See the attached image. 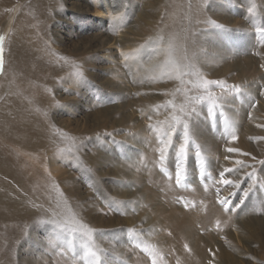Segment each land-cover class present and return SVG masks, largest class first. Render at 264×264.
<instances>
[{
  "label": "rangeland",
  "instance_id": "rangeland-1",
  "mask_svg": "<svg viewBox=\"0 0 264 264\" xmlns=\"http://www.w3.org/2000/svg\"><path fill=\"white\" fill-rule=\"evenodd\" d=\"M74 1L75 0H48V5L50 6V19L49 21L44 22V27L47 28L46 34H44L43 29H39L37 27L38 25H35L36 33L33 31V34L30 35V37L34 40L40 41L42 50L43 45L46 49H49L50 52L63 51L64 49H77L83 41V39L78 37L89 34L93 35L94 33H99L100 31L105 30L109 31L110 29L112 31V28H114L112 36L114 38L117 36V39L119 40L122 39L120 41V45L117 42L110 45V48H112L111 51H109L110 54H105L104 51H93L91 59L93 62H91L89 67L91 73V76H89L92 79L90 83L91 88L89 87V89H84L80 86L73 95L66 92L64 95L60 94V98L57 100L59 101V99H61L63 101L62 104L58 105V107L62 109V116H59L60 121H64L65 124L68 122L72 130L81 134V137H83L84 140L82 150L87 155V157H73L74 162L71 169L72 176L75 184L78 186V191L80 192L77 196L82 201L80 202L79 207H77L76 203H74L75 211L79 214V208L84 204V215L85 212H92L93 220L91 222L87 221L86 224L90 228L105 231V236L107 238L96 237L95 239L96 244H98L101 248L107 249L105 244L109 243V240L113 235L112 230L119 232L121 228L126 230L129 227H135L143 230L141 238L144 243L153 248L157 253L159 252L161 259L158 261V264H169L170 260H173L174 256L181 250H183V252H185L188 256L191 255L190 258L193 260L194 253L191 254L186 251L184 249V244L187 243L189 248H191L193 246L191 245V242H194L198 246L202 243L199 234H202L201 232L204 231V227L202 228V221L207 215V212L204 210L206 199H198V196L196 197V195L192 193V191L195 192L197 188H200L201 186L198 178L192 174L195 169V162L191 156L195 153V147L193 146L189 149L190 157L188 159V166L190 169V175L188 182L185 187H179L175 184L174 168L171 165H168L166 169L162 168L158 162V148L160 146L159 141L156 138L155 133L148 128V125L153 124L163 127L167 123L168 118L164 119V122H159L158 118L154 114V108L156 109V107L143 105V101L148 97L145 92L147 90H152L150 89V83L153 80V77L143 74L147 72V69H150V61H152L156 48L162 47V44H160V40L158 39L159 37H155L157 33L160 32L159 28L168 29L169 26L175 24L174 26H176L177 29V35L175 38L177 40L172 42L173 51L171 52V54L176 57L175 61L178 63H188V59H185V57H188L191 62L196 65L204 78L224 79L229 84H239L245 90V95L237 97L236 99L238 108L234 107L236 111L240 113V119L244 116L246 118L245 121L247 122L249 118H247L246 112L251 111L256 113L257 116L255 117H262L264 120V106L257 111L248 107V93L251 94V97L259 100L260 104H263L262 100H264V98L259 95V91L264 88V68L260 67L261 64H264L262 57L264 56V44L261 43V41L264 40V37L260 36L256 32L257 27H264V0H255L256 8L254 15L249 14L247 11V8L251 5L253 0H218L220 2L219 5H221L218 10V15L222 17L221 19L215 16L214 18H212L213 16L211 17L212 12H215V9H212V0H207V3H204V0H172L174 3L170 7L162 3L155 8V12L151 9L149 0H134V2L131 0H122L118 2L116 7L123 3L125 7L118 13L113 12L115 11L113 10L114 8L107 10V3L100 7L95 5V0H90V4H88L89 10L83 14L77 15L80 19L79 22L77 19L74 20L73 18L70 20L71 15L76 16L71 9ZM79 1L84 3V0ZM155 1L159 2V0ZM166 1L168 2L169 0ZM175 1H182L183 5L176 4ZM181 13L184 15V20L179 18ZM147 17L148 19H146ZM205 18H210L219 23L225 24L229 31L219 32L218 30L206 27L204 24L197 23L198 20H204ZM114 21L116 22V25ZM148 22H151L152 27L155 29L154 35L146 32V29L150 28ZM9 23L2 33L4 38L2 44H0L2 48L4 42L6 41L5 38L8 37V34L11 31V25H9ZM131 25H134L139 35L129 32L132 29L130 27ZM219 35H221V43L225 46L223 51H229L227 58H230L228 60L233 66L232 70L227 73L225 77L205 75L207 74V71H205L206 66L204 62L207 60V62H209L208 57H211L212 50V47L208 48L209 46L207 44L212 41H216ZM166 47H168V45ZM182 49H184V52ZM257 52L261 53V55H257ZM199 53L201 54L200 57H198ZM125 63L127 64V67L124 66ZM133 63L137 65H134ZM239 64L248 65V67L245 65L247 67L244 69V72L246 71L245 77H236L240 73V70L237 68ZM143 65L147 67L145 72L142 69H139L143 68ZM110 70H113V72ZM1 71L2 67H0V74ZM165 71H168L167 67L166 70L162 68L157 69V71L154 72L161 76V73ZM127 76L128 78H126ZM76 79H78L79 82L82 81V79L80 80V76H77ZM184 79L187 81L189 77H185ZM172 81L174 80L165 78L159 83L161 84V87L157 88L158 84L155 85L156 89L154 91V96L164 99L166 96L165 91L167 92V89H170L173 84ZM177 82L179 84L178 87H172L170 91L167 92L168 97L163 100L165 101V104H167L168 101H174L177 105H179V103L183 100V96L182 93L177 92L176 89L191 87L190 85H182L179 79ZM113 84L116 85V89L113 88ZM119 91L124 94L120 95L122 93ZM217 91L219 90L217 89ZM116 94H118L117 97ZM169 95L172 97L171 100H169ZM70 100H73V102L75 101L76 104L74 103L72 105ZM104 106L108 108L113 107L110 112V117L108 118L101 116V108L105 109ZM160 111H163L164 114L166 112L169 113L167 108ZM228 113L229 112L226 111L227 117L229 115ZM69 118L70 120H68ZM204 119L206 122H201L204 125L203 130L201 129L203 132L201 135H198L196 130V124L199 122H194L197 118L192 119V129L193 132H196H194V137L196 143L202 145V154L205 157H219V160L216 163L221 166H232L234 159H239L241 157L239 154H232L234 159L228 163L224 162V147L228 145H235L232 143L225 145V140H230V137H225L224 135L222 119L217 120L215 126H210L207 119L205 117ZM52 120L55 122V118H52ZM229 120L233 121L231 119ZM235 121H237L234 122V124H236V135L239 137L238 134L241 132L242 125L247 123L241 122L238 119ZM238 122L239 124L241 122L240 126ZM51 125L52 127L50 128H53L54 124ZM204 129L206 130L205 133ZM208 130L211 131L209 132ZM84 133L85 135H83ZM106 133H111V135H106ZM255 134L251 137L256 136ZM214 140L217 141L215 142ZM248 142L250 148L248 151H251L253 155H257L258 159L264 158L262 150L264 148V144L262 145L258 142L250 140ZM259 145L262 148H260ZM176 146L177 148L179 147V142H176ZM259 152H261V154H259ZM91 155H93L95 159L99 158L100 163L97 161L89 162V160L92 159L89 157ZM70 161L71 160H67L69 163L68 166H71ZM151 163H153L154 166L153 170H150L149 167ZM65 169L67 170L68 168ZM208 170L212 171L214 177L218 179V175L215 173L214 169L209 168ZM161 174H163V177ZM170 177H172V179H170ZM208 183L211 185L212 182L208 181ZM211 190L213 194L212 199L209 204L206 203V206H213L214 209H216L214 214L215 219L216 222H220L219 227H217V224L215 223L208 226L213 228L215 232L214 250H221L224 248V250H228L227 248L231 247V254L236 262L239 260L238 264H264V210H262V205L260 203V197L264 196V193H254L252 196L253 202L249 203L248 206L244 207L242 210L238 209V214H225L215 203L214 189ZM223 194L226 195L227 193ZM176 198H182L194 205L197 204V206L195 208H185L183 203H181L182 205L177 203V200H175ZM90 200L95 203H88ZM110 201L126 205V210L122 208V211H124L125 214H101L99 210L103 207L105 212H107V206ZM202 202H204V205L200 210V204ZM180 205L185 211L181 210L180 214L178 212L172 214L175 207H179ZM127 209L130 212L127 211ZM142 210H146L145 212L150 214L149 217L151 216V219H149V217L147 218L149 222L141 217V215L145 213ZM158 210H162V212L158 213ZM174 216L178 217V221L173 218ZM187 216L189 218L196 216V218L194 217L195 224L188 221L191 223V227L188 229L197 230L199 232L197 235H192V233L183 234L184 230L182 227L185 225H182L181 218H186ZM157 217L161 219L162 223H164L162 227L161 225L158 226ZM168 217H170V219L166 224L165 221ZM41 221L50 220L49 218H43L41 220L38 219L36 225L39 228L36 234H31V238L28 237L29 234L26 235V239L28 240L21 253L24 262L29 259L36 260L35 264H39L40 262H43L44 264H75L74 261L68 259L67 257H61L53 253L49 241L53 237L54 231L60 232L61 230L57 228L56 224L42 223ZM95 221H98L101 225L96 226ZM109 221H113L115 223V227H108L106 223H109ZM82 222L85 223L84 221ZM177 222L180 223L178 224V227ZM228 222L231 224L229 230L223 231L220 229L221 226ZM168 223L172 226L170 227ZM247 223H251V226L244 228L243 225H249ZM154 228L160 230V233L156 234V230ZM185 228L187 227L185 226ZM236 230L240 231L242 234V241L239 243L237 242L238 244L236 243L237 248L234 247L235 243H232L233 232H238ZM163 232L165 235L166 233H172L167 239H164L165 241L163 240L159 242V235L163 236ZM259 236H261V238ZM191 238L196 242L192 241ZM97 239L100 240V243ZM37 240L41 241V246L37 247V244L35 246L32 245L31 242ZM124 243H127V241L125 240ZM260 244H263V246H260ZM121 245L122 244H115L114 247H120ZM128 247L129 248L126 253L120 254L118 251L117 255L111 258V264H121L123 261H126L127 264H132L131 258L133 257L136 259L133 264H142L140 261L142 256L146 257L149 264H151V258L148 257L146 253L142 252L140 249L130 251L129 249L133 246L129 245ZM39 259L43 260L40 261Z\"/></svg>",
  "mask_w": 264,
  "mask_h": 264
},
{
  "label": "bare ground",
  "instance_id": "bare-ground-1",
  "mask_svg": "<svg viewBox=\"0 0 264 264\" xmlns=\"http://www.w3.org/2000/svg\"><path fill=\"white\" fill-rule=\"evenodd\" d=\"M119 1L122 0H95V5L102 7L104 6V4L107 3L108 4L107 5L108 7L106 6L107 10L110 8H114L113 10L115 11L113 12L118 13L119 11L123 10L122 8L125 7L124 3L116 7ZM131 1L134 2V0ZM149 1L153 12H155V8L162 3L164 5H168L169 7L174 3L172 0H169L168 2L166 0H159L160 3L156 2L155 0H149ZM83 2L84 3H81V1L79 0H75L73 2L71 9L72 12L76 14V16L71 15L70 20L71 18H73L74 20L77 19V21L79 22L80 19L77 15L83 14L89 10L88 4H90V0H84ZM212 2H213L212 9L214 8L215 12L211 11L212 12L211 17L213 16L212 18H214L215 16L221 19L222 17L218 15V10L221 7V5H219L220 2L218 0H212ZM175 3L179 5H183L182 1H178V2L175 1ZM49 8L50 6L48 5V0H0V36H2V33L6 29L5 27H7L8 23L11 21L10 22L11 24L9 23V25H11L10 28L11 31L8 34V37L5 36L7 39L5 38L6 41L3 44V50H4L3 65L0 74V264H35L36 260L27 259L26 262H24L21 253L23 251L24 245L28 240L26 239V235L29 234L28 237H30L31 234H36L39 228L36 225L38 219L39 220L43 218H49V220L55 219L57 221L67 223L69 224V226H72V221L74 219L82 220L85 223L87 221L91 222L93 220L91 211L85 212L87 218L84 215L83 213L84 204L79 208V214L75 211L74 203H76V206L79 207L80 202L82 201L77 196L80 194V192L78 191V186L75 184L72 176L71 169H72V164L74 162L73 157L75 156L87 157V155L82 150L83 148L82 144L84 143V140L83 137H81V134L76 133L75 130H72L68 122L67 124H65L64 121L63 122H61L62 120L60 121L59 116H62V112H61L62 109H60L58 105L62 104L63 101L61 99H59V101L57 100L58 98H60V94L64 95V93L66 92H68V94L73 95L74 92L80 86L83 87L84 89H89L92 80L90 78L91 73L89 67L91 62H93L91 61L93 51L95 52L104 51L105 54H110L109 51H111L112 49L110 48V45L114 44L115 42H117L120 45L121 44L120 41L122 39L119 40L117 39L118 38L117 36L116 38L112 36V34L114 33L112 32L114 28H112V31L110 29L109 31L105 30V31H100L99 33H94L93 35L89 34L78 37L83 39V41L81 42V45H79L77 49L73 48L72 50L64 49L63 51L50 52V50L46 49V47L43 45V50H42V45L40 41L34 40L32 37H30V35L33 34V31L36 33L35 25L36 26L38 25L37 27L39 29H43L44 34H46L47 28L44 27V22L49 21L50 19ZM179 18L181 20H184L183 13H181V16H179ZM146 19H148V17ZM148 25L150 26V28L146 29V32H149L150 34L154 35L155 29L152 27V23L148 22ZM174 25L169 26L168 29L159 28L160 32L157 33L155 37H159V38L164 37L163 42L160 41L162 47L160 48L157 47L156 50L154 51L155 54L153 55L152 61H150V69H147V72H145L147 67H145L144 65L143 68H139L140 70L142 69L145 72V74L142 73L143 75L153 77L152 78L153 80L151 79L152 81L150 83L151 86L150 89L152 90L151 91L147 90L145 92L147 94L146 96L148 97L143 101V105L156 107V109L154 108L155 110L154 114L158 118L159 122H164V119L168 118L170 113L166 112L164 114L163 111L160 110H163L165 107L158 108L157 106L165 105V101L163 100H165L168 97L167 92L170 91L172 87L176 88L179 85L177 82L178 79H173L174 81H172L173 83L172 86L170 87V89H167V92L165 91L166 96L164 99H161V97L159 98L154 96V91L156 89L155 85L158 84L157 88L161 87V84L159 83L166 78L165 77L161 79V76L157 75L156 72L154 71H157V69H162V68L166 70L167 63L176 60V57L173 56L171 53H169L167 51L168 47H166L169 41L173 42L177 40L175 38L177 35L176 32L177 29L176 26ZM130 27L132 29L129 32H131L132 34L135 33L137 35L138 32L136 31L134 25L133 26L131 25ZM207 45L209 46L208 48L212 47V50H211V57L210 58L208 57L209 62H207L208 60L204 62L206 66L205 71H207V74L205 75H211L214 77H225L227 73H229L232 70L233 66L231 62L228 60L230 58H227L229 55V51L228 52L223 51L225 46L223 43H221V35L218 36L216 41H212ZM182 50L184 52V49ZM200 55L201 54L199 53L198 57H200ZM262 57L264 60V56ZM245 65L239 64L237 68L240 70V73L236 77H240V76L245 77L246 71L244 72V69L248 67V65L247 67ZM111 72H113V70ZM77 76H80V80L82 79V81L79 82L78 79H76ZM126 78H128V76ZM115 87L116 85H114L113 88ZM123 94L124 93L120 95ZM117 96L118 94H116V97ZM261 97L264 98V96ZM171 99L172 97H170L169 95V100ZM262 102L264 104V100H262ZM70 103L73 105L75 101L73 102V100H70ZM263 104L258 105V107L255 110L256 111L259 110L261 107L264 106ZM104 108L105 109L101 108V112H100L101 116H103L104 118L110 117V112L112 111L113 107L108 108L104 106ZM228 112H229L228 117L229 119L233 120V122H237L235 121L237 119L240 120L241 122H246L245 121L246 118L244 116L240 119V113H238L235 108H233L231 111ZM255 116H257L256 113H253V117L255 119L254 120L249 119L246 122L247 124L242 125L241 132L240 133L238 132L239 139L232 143L236 147H239L241 151H248L250 149L248 145L249 143L248 138L253 136V134L256 133L255 134L256 136H264V128L256 127V124L262 123L264 122V120L262 119V117L260 118ZM52 118H55V122L52 120ZM194 118H197V120H194V122H199L196 124L197 134L201 135V133H203L201 129L203 130L204 128V125L201 122H206V120L204 119L202 114ZM68 120H70V118ZM241 122L240 124L238 122L239 126L241 125ZM51 124H54L53 128H50L52 127ZM235 125L236 124H234V126ZM205 131L206 130L204 129V133ZM85 133L83 135H85ZM262 150L264 154V148ZM261 152H259V154H261ZM89 157L92 158L89 160V162L97 161L100 163L99 158L95 159L93 155ZM240 157L241 158L239 159L245 158L242 156ZM67 160H71L70 161L71 166H68L69 163L67 162ZM149 167L150 170H153L154 169L153 163H151ZM65 168L68 169L66 170ZM163 174H161L162 177ZM192 193L196 195V197L198 196V199L201 200L206 199L207 204L210 203V200L212 199V195H213L211 189L207 192L203 191L202 185L200 186V188H197L195 192L192 191ZM175 200H177V198ZM88 203H95V202L90 200ZM206 203L205 205L204 202L200 204L201 205L200 210L204 205V210L207 212L206 217L202 221L203 222L202 228L204 227V231L202 232L200 231L202 234H199L202 243H200L198 246L194 242H191V245L193 246L190 248L191 249L190 253L191 254L194 253L193 260L192 258H190L191 255L188 256L185 252H183V250H181L179 252L177 251L178 253L176 255L174 254L175 256L173 260L169 259L170 260L169 264H197V263L209 264L210 261L211 264H238L239 260L236 262V260L233 258L231 254L232 251L231 247L227 248L228 250H224L225 248L221 250H214L215 232L213 228H210L208 226L211 225L212 223L216 224V219L214 215L216 209H214L213 206H209V205L206 206ZM181 205L179 207L176 206L175 209L172 211V214L175 212H178L180 214V211L183 210L182 209L183 207ZM196 206L197 204L191 208H195ZM128 209L127 211H129ZM157 212L161 213L162 210H158ZM56 213H59V215H56ZM149 215L150 214L145 212L143 213V215H141V217L146 219L147 222H149V220L147 219ZM150 217L149 219H151ZM194 217L196 218V216ZM194 217L189 218L187 216L186 218L185 217L181 218L182 225H185L187 227V228H185V226L182 227V229L184 230L183 234L192 233V235H197L199 233L197 230L195 231L194 229L192 230L188 229L189 227H191V223L189 222L195 224ZM173 218L177 220L178 217L174 216ZM157 219H158V226L161 225L162 227L164 223H162L161 219H159L158 217ZM169 219L170 217L166 219L165 221L166 224ZM95 222H96L95 223L96 226L101 225L98 221ZM178 224L180 223L177 222V227L179 226ZM247 224L249 225H243L244 228L251 226V223H247ZM106 225L108 227H115V223L113 221H109V223H106ZM169 226L171 227L172 225L169 224ZM230 227L231 224L230 222H228L225 225L221 226L220 229H222L223 231H227L230 229ZM155 230H156L155 231L156 234L160 233V230L157 229ZM164 232L162 233L164 234L163 236L159 235L158 238L159 242L168 238L169 233H166L165 235ZM241 235L242 234L240 231L233 232L232 243H235L234 246L235 248H237L236 243L242 241ZM259 237L261 238V236ZM97 241L100 243L99 239H97ZM192 241L195 240L193 239ZM31 243L33 246L37 244V247L42 245L41 241L39 240ZM77 243H79V241H77ZM108 244H105L107 248L112 247L111 245ZM263 244H264V240H263ZM263 244H260V246H263ZM128 248L129 247H124L122 244L120 247H115V250L116 253H118L119 251L120 254H123L128 251ZM213 253L215 254L214 256ZM197 258L199 259V261ZM39 260L42 261L43 259H39ZM135 260L136 259L134 257L131 258V263L132 264L135 263ZM140 261L142 264H149L148 259L144 256L140 258ZM39 264H44V263L40 262Z\"/></svg>",
  "mask_w": 264,
  "mask_h": 264
},
{
  "label": "snow or ice",
  "instance_id": "snow-or-ice-1",
  "mask_svg": "<svg viewBox=\"0 0 264 264\" xmlns=\"http://www.w3.org/2000/svg\"><path fill=\"white\" fill-rule=\"evenodd\" d=\"M204 3H207V0H204ZM255 8L256 3L253 0L247 8L248 13L254 15ZM197 23L204 24L206 27L219 32L229 31L225 24L210 18L198 20ZM256 32L264 37V27H257ZM3 39V36H0V44H2ZM159 39L163 42L164 37ZM261 43L264 44V40ZM167 51L169 53L173 51L171 41L168 43ZM256 54L261 55L259 52ZM185 59H188V63H178L176 61L167 63L166 67L169 70L161 73V79L165 77L169 80L179 79L182 85H190L191 87L176 89L183 96V100L179 105L174 101H168L163 106H157L158 108H167L170 113L167 123L163 127L153 124L148 125V128L155 133L159 141L158 162L165 169L168 165H171L175 170V184L179 187H185L190 175L188 166L189 149L194 146L195 153L191 157L194 159L195 169L192 174L198 178L205 192L209 191L210 188L214 189L215 203L222 209L223 213H237L238 209L242 210L253 202L252 196L254 193H264V158L258 159V156L253 155L251 151H241L236 146H225L223 149V160L225 163L232 161V154H239L246 159H235L230 167L219 165L216 163L219 157H205L202 154V146L196 143L194 138L192 119L203 114L210 126H215L217 120L222 119L224 135L225 137H230V140H225V145L237 141L239 137L236 135L234 122L228 119L226 111H231L234 107H238L236 99L245 95V90L239 84H229L224 79L204 78L196 65L188 57H185ZM2 65L3 48L0 46V67ZM124 66L127 67V64L125 63ZM260 67L264 68V64H261ZM185 77H189V79L185 81ZM248 95V107L256 109L260 105V101L251 97L250 93ZM259 95L264 96V88L259 91ZM246 116L249 119H255L251 111H247ZM256 127L264 128V123H258ZM106 135H111V133H106ZM248 139L264 144V136H254ZM176 142H179L178 148ZM209 168L214 169L218 179L214 177L212 171L208 170ZM208 181L212 182L211 185ZM177 203H183L185 208L195 206L182 198H178ZM260 203L262 210H264V196L260 197ZM122 208L126 210L127 206L110 201L107 206V212H105L103 207L99 211L104 215L108 213L123 215L125 213ZM56 215H59V213H56ZM41 222L56 224L57 228L61 230L60 232L54 231L53 237L49 241L52 251L61 257H67L74 261L75 264H111V258L117 255L115 244H123L124 247L132 245L133 247L129 249L130 251L140 249L151 258V264H158L161 259L159 253L144 243L141 238L142 229L129 227L126 230L121 228L119 232L112 230L113 235L109 240V244L113 246L106 249L99 247L95 242L96 237L107 238L105 231L90 228L80 220L74 219L72 226L55 219ZM219 223V221L216 222L217 227H219ZM125 240L127 243H124ZM184 249L191 252L187 243L184 244ZM121 264H127V262L123 261ZM209 264H211V261Z\"/></svg>",
  "mask_w": 264,
  "mask_h": 264
}]
</instances>
